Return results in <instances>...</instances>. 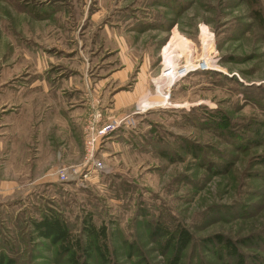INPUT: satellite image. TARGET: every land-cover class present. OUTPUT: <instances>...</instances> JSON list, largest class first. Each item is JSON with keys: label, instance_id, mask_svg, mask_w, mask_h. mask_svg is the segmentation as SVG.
Returning <instances> with one entry per match:
<instances>
[{"label": "rangeland", "instance_id": "rangeland-1", "mask_svg": "<svg viewBox=\"0 0 264 264\" xmlns=\"http://www.w3.org/2000/svg\"><path fill=\"white\" fill-rule=\"evenodd\" d=\"M259 11L264 0H0L5 263L74 264V249L38 236L52 217L85 248V220L107 226V258L82 252L80 264H239L219 256L218 237L264 264ZM99 113V124L134 120L98 144L109 173L59 183V168L91 167ZM181 229L192 240L177 252L168 240Z\"/></svg>", "mask_w": 264, "mask_h": 264}, {"label": "trees", "instance_id": "trees-1", "mask_svg": "<svg viewBox=\"0 0 264 264\" xmlns=\"http://www.w3.org/2000/svg\"><path fill=\"white\" fill-rule=\"evenodd\" d=\"M259 14V18L264 21L262 11H259ZM85 222L86 248L82 245V240L72 235L67 225L58 218L51 217L41 219V221L36 223V231L40 238L48 239L53 244H56L62 254L66 252L68 253L71 249H74L75 252L71 254V260L74 264H80L77 259L79 257L78 253L80 254L82 252L85 255L86 261L91 258L92 251L97 252L103 260L106 259L109 254V233L107 226L105 224L98 226L94 224L91 219H86ZM153 229L157 236L169 235L164 226H154ZM191 240V234L188 231L181 229L176 234H171L168 243H171L174 250H177V252H182L188 247ZM217 242L220 243L222 248L219 250L223 252H219V256H227V258H231L232 260L235 259L239 264L244 263L242 255L231 240L218 237ZM257 259L259 258L257 257ZM86 263L87 262H84V264ZM0 264H6L4 261V255H0Z\"/></svg>", "mask_w": 264, "mask_h": 264}, {"label": "built area", "instance_id": "built-area-1", "mask_svg": "<svg viewBox=\"0 0 264 264\" xmlns=\"http://www.w3.org/2000/svg\"><path fill=\"white\" fill-rule=\"evenodd\" d=\"M206 63L198 65L197 69L200 71H207L208 66ZM181 74H186L183 71ZM180 74V75H181ZM182 76V75H181ZM102 114L95 115L93 121L89 123V127L86 129V149H87V164L91 167H88L85 173H82L80 169L74 168H59L55 173L54 176L61 184H74L77 187H85L87 181H91L92 177L97 176L98 174L104 173L108 174V168L105 163L101 162L97 158L98 144L100 145L101 142L106 141V138L111 135L112 132L115 130L120 129L121 127H129L133 125L134 120H124L121 123L109 122V123H100L99 118H101ZM94 122V123H93ZM87 167V166H86Z\"/></svg>", "mask_w": 264, "mask_h": 264}, {"label": "bare ground", "instance_id": "bare-ground-1", "mask_svg": "<svg viewBox=\"0 0 264 264\" xmlns=\"http://www.w3.org/2000/svg\"><path fill=\"white\" fill-rule=\"evenodd\" d=\"M206 66H208V69H207V70H210L209 64L206 65ZM167 67H168V65L166 66V68H167ZM166 68H165V70H166ZM177 69H178V68H177V65H176V69H175V71H177ZM167 71H168V70H167ZM167 71H166V72H167ZM164 72H165V71H164ZM177 72H178V71H177ZM177 72H176V73H177ZM172 73H173V72H172ZM165 74H166V73H165ZM165 74H164V76H166ZM167 74H168V73H167ZM173 74H174V73H173ZM179 74H180V73H179ZM175 76H176V75H175ZM183 76H184V74H183ZM179 78H181V76L179 75V77H178V74H177V81L179 80Z\"/></svg>", "mask_w": 264, "mask_h": 264}]
</instances>
